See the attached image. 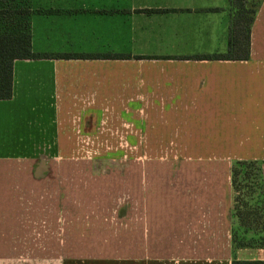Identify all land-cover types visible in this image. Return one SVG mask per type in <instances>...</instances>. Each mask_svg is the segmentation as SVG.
Returning a JSON list of instances; mask_svg holds the SVG:
<instances>
[{
	"label": "crops",
	"instance_id": "crops-1",
	"mask_svg": "<svg viewBox=\"0 0 264 264\" xmlns=\"http://www.w3.org/2000/svg\"><path fill=\"white\" fill-rule=\"evenodd\" d=\"M24 8L35 53L128 57L13 61L0 264H264V246L233 243L231 183L237 161L264 180V0L244 60L201 58L227 51L231 0Z\"/></svg>",
	"mask_w": 264,
	"mask_h": 264
},
{
	"label": "trees",
	"instance_id": "trees-1",
	"mask_svg": "<svg viewBox=\"0 0 264 264\" xmlns=\"http://www.w3.org/2000/svg\"><path fill=\"white\" fill-rule=\"evenodd\" d=\"M238 5L236 14L233 13L231 19V26L228 36V49L224 53H218L213 55H204L202 59H223V60H244L248 58L249 53V32L253 22V18L257 9L259 0L256 2V6L250 10H245L242 0ZM231 2H233L231 0ZM250 12V14H247ZM19 14L20 19L16 18ZM28 11L26 8L14 10L9 5L0 6V99H8L12 93V68L13 61L15 59H38V58H79V59H96V58H127L128 55L124 54H85V53H35L31 50V38L28 28ZM242 166H256L257 174L259 178L258 187H262V192L259 196L262 200H259V196H252L249 202L252 206V211H256L260 207L257 205L261 203L264 206V180L260 173L259 164L254 161H237L231 170V183L233 191L236 189V174L238 167ZM245 177H249L250 172L245 173ZM254 182H252L253 189ZM248 187V186H247ZM256 200V205L253 204ZM235 197L233 199V217L241 221L242 226H245L244 216L235 205ZM246 206V203H245ZM250 209V208H249ZM264 210V209H263ZM243 222V223H242ZM252 222V221H251ZM234 225V224H233ZM246 233L253 232L251 228H247ZM234 226L232 227V240L235 246H264V236L258 238V243H238L235 236Z\"/></svg>",
	"mask_w": 264,
	"mask_h": 264
},
{
	"label": "rangeland",
	"instance_id": "rangeland-1",
	"mask_svg": "<svg viewBox=\"0 0 264 264\" xmlns=\"http://www.w3.org/2000/svg\"><path fill=\"white\" fill-rule=\"evenodd\" d=\"M234 14H236L238 10V5L240 1L232 0ZM257 0H242V4L244 5L245 10H250L254 6H256ZM24 3L26 0H0V6H7L9 5L11 8H23ZM247 14H250L248 12ZM18 18V16H16ZM73 161L79 162H107V163H128L129 156L128 155H96V156H79L75 155L72 156ZM250 172L248 178L245 177V173ZM257 170L256 166H242L238 167L237 174H236V189L234 190V197H235V205L237 209L242 212L244 216V223L245 226L241 224V221L234 217V229H235V236L237 238L238 243H258V238L260 236H264V206L261 203L257 205L260 207L256 211H252L251 203L249 202L250 198L254 196H259L262 192V187H259L258 182L259 178L256 176ZM252 182H254L253 189H252ZM248 186V187H247ZM253 193V194H252ZM259 200H262V197L259 196ZM256 200L253 204L256 205ZM246 203V206H245ZM250 208V209H249ZM252 221V222H251ZM242 222V223H243ZM251 228L256 234L253 232L246 233V229Z\"/></svg>",
	"mask_w": 264,
	"mask_h": 264
}]
</instances>
